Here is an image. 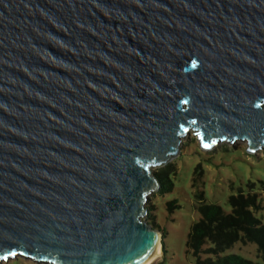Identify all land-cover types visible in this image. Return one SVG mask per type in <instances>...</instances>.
<instances>
[{
    "label": "water",
    "instance_id": "1",
    "mask_svg": "<svg viewBox=\"0 0 264 264\" xmlns=\"http://www.w3.org/2000/svg\"><path fill=\"white\" fill-rule=\"evenodd\" d=\"M190 129L264 149V0H0V263L162 264Z\"/></svg>",
    "mask_w": 264,
    "mask_h": 264
},
{
    "label": "rangeland",
    "instance_id": "2",
    "mask_svg": "<svg viewBox=\"0 0 264 264\" xmlns=\"http://www.w3.org/2000/svg\"><path fill=\"white\" fill-rule=\"evenodd\" d=\"M246 140L220 141L212 149L205 150L200 145L196 130L190 129L183 138L181 153L170 160V164L177 170L172 176L174 186L172 191L161 194L153 192L149 195L148 204L157 206L153 213L156 222L166 231L163 238L165 260L162 264H195V258L188 252L187 240L192 224L200 218L196 208L197 191H205V200L208 203L220 204L230 211L228 197L239 190L248 192L250 184L260 195L262 208L257 212L264 223V149L255 154L247 151ZM201 164L203 178L194 186L195 168ZM162 167H155L159 171ZM176 199L181 205L171 213L167 201ZM236 253L253 262L264 264V258L258 251L255 242H236L223 254ZM162 254L151 264H158ZM0 264H48L39 263L23 255H16Z\"/></svg>",
    "mask_w": 264,
    "mask_h": 264
},
{
    "label": "trees",
    "instance_id": "3",
    "mask_svg": "<svg viewBox=\"0 0 264 264\" xmlns=\"http://www.w3.org/2000/svg\"><path fill=\"white\" fill-rule=\"evenodd\" d=\"M194 186L203 177L201 164L195 168ZM177 174L173 165L168 163L159 171H156L157 178L161 183L159 192L161 194L172 191L174 182L172 176ZM250 184L248 192L242 189L236 194H230L228 204L230 211H227L220 204L208 203L205 200V191L199 190L196 193L198 204L197 210L200 218L196 220L190 229L187 240V249L195 258V264H253V262L239 254H223L226 249L232 247L236 242L244 244L255 242L258 251L264 258V223L257 212L262 208L260 195ZM178 200L167 201V207L171 213L180 208ZM149 215L146 220L154 227L163 229L156 222L153 211L155 204H148ZM166 231L164 230V237ZM166 252V248H165Z\"/></svg>",
    "mask_w": 264,
    "mask_h": 264
},
{
    "label": "bare ground",
    "instance_id": "4",
    "mask_svg": "<svg viewBox=\"0 0 264 264\" xmlns=\"http://www.w3.org/2000/svg\"><path fill=\"white\" fill-rule=\"evenodd\" d=\"M162 254V250H161V246L159 245L158 246V248H157V250H156V252H155V254H154V256H153V258L151 259V260H155V259H157L160 255ZM149 263V262H148ZM147 263V264H148Z\"/></svg>",
    "mask_w": 264,
    "mask_h": 264
}]
</instances>
